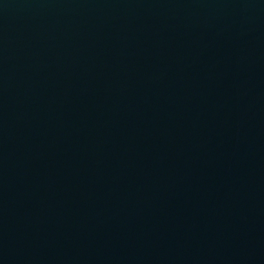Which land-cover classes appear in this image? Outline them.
Masks as SVG:
<instances>
[{"label":"water","instance_id":"1","mask_svg":"<svg viewBox=\"0 0 264 264\" xmlns=\"http://www.w3.org/2000/svg\"><path fill=\"white\" fill-rule=\"evenodd\" d=\"M0 264H264V0H0Z\"/></svg>","mask_w":264,"mask_h":264}]
</instances>
